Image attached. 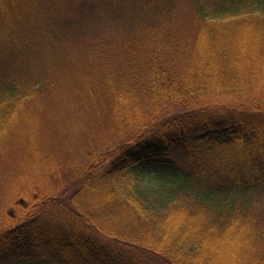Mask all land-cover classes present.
Returning <instances> with one entry per match:
<instances>
[{
  "label": "trees",
  "instance_id": "trees-1",
  "mask_svg": "<svg viewBox=\"0 0 264 264\" xmlns=\"http://www.w3.org/2000/svg\"><path fill=\"white\" fill-rule=\"evenodd\" d=\"M3 263L264 264V0H0Z\"/></svg>",
  "mask_w": 264,
  "mask_h": 264
},
{
  "label": "rangeland",
  "instance_id": "rangeland-1",
  "mask_svg": "<svg viewBox=\"0 0 264 264\" xmlns=\"http://www.w3.org/2000/svg\"><path fill=\"white\" fill-rule=\"evenodd\" d=\"M186 1H181L179 4L181 6H185ZM109 29H112L113 27L108 25ZM157 168L149 163H139L137 166H135L133 169H131L128 172L129 178L133 179L137 183H139L143 187L147 188H153L157 187L160 184L161 178L156 175ZM7 171H2V174L4 175ZM3 264H9V263H3Z\"/></svg>",
  "mask_w": 264,
  "mask_h": 264
}]
</instances>
